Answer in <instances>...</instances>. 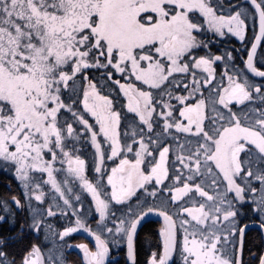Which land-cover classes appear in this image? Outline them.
I'll return each mask as SVG.
<instances>
[{
	"label": "snow or ice",
	"instance_id": "obj_1",
	"mask_svg": "<svg viewBox=\"0 0 264 264\" xmlns=\"http://www.w3.org/2000/svg\"><path fill=\"white\" fill-rule=\"evenodd\" d=\"M0 172V264H264V0H0Z\"/></svg>",
	"mask_w": 264,
	"mask_h": 264
},
{
	"label": "trees",
	"instance_id": "obj_2",
	"mask_svg": "<svg viewBox=\"0 0 264 264\" xmlns=\"http://www.w3.org/2000/svg\"><path fill=\"white\" fill-rule=\"evenodd\" d=\"M9 176H6L4 173L0 172V194H3L5 192L8 191V187H9V183H12L13 188L15 187L14 182L12 181L11 178H7ZM158 223H153L151 225H147L145 227V230L143 232L140 233L139 236V240H138V248H140L141 246L143 247V249L146 251L148 246H149V239L148 237L151 234V230H155L156 228H158ZM69 260H73L76 258L77 256V252L76 251H71L69 254ZM140 258L143 259V253L141 252ZM111 260L115 261V264H125V260H126V253L125 252H113L112 256H111Z\"/></svg>",
	"mask_w": 264,
	"mask_h": 264
},
{
	"label": "flooded vegetation",
	"instance_id": "obj_3",
	"mask_svg": "<svg viewBox=\"0 0 264 264\" xmlns=\"http://www.w3.org/2000/svg\"><path fill=\"white\" fill-rule=\"evenodd\" d=\"M227 43H228V46H229V47H233V46H235V47H241L239 41H237V40H235V41L232 40V43H231V42H227ZM5 175H6V176H9V177H7V178H11V179H12V177H11L10 175H7V174H5ZM12 181H13V179H12ZM13 182H14V181H13ZM14 184H15V182H14ZM82 239H89V238L87 237V234H86V233H84V234H82V235L73 234V242H79V241H81ZM73 251H76V252L78 253V250H73ZM110 259H111V257H110Z\"/></svg>",
	"mask_w": 264,
	"mask_h": 264
},
{
	"label": "rangeland",
	"instance_id": "obj_4",
	"mask_svg": "<svg viewBox=\"0 0 264 264\" xmlns=\"http://www.w3.org/2000/svg\"><path fill=\"white\" fill-rule=\"evenodd\" d=\"M233 41H235V38H233ZM232 43V41H230Z\"/></svg>",
	"mask_w": 264,
	"mask_h": 264
}]
</instances>
